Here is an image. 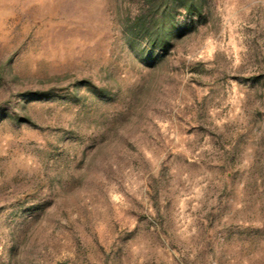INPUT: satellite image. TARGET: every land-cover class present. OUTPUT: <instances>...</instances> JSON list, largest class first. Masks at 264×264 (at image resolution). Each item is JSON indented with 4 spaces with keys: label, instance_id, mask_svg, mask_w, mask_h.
<instances>
[{
    "label": "rangeland",
    "instance_id": "rangeland-1",
    "mask_svg": "<svg viewBox=\"0 0 264 264\" xmlns=\"http://www.w3.org/2000/svg\"><path fill=\"white\" fill-rule=\"evenodd\" d=\"M189 1L0 0V264H264V0Z\"/></svg>",
    "mask_w": 264,
    "mask_h": 264
},
{
    "label": "trees",
    "instance_id": "trees-1",
    "mask_svg": "<svg viewBox=\"0 0 264 264\" xmlns=\"http://www.w3.org/2000/svg\"><path fill=\"white\" fill-rule=\"evenodd\" d=\"M202 5L195 6L189 0H157L154 7L160 13L159 17L148 22L146 16L138 19L136 30L140 31L148 41L150 47L155 50H168L171 40L177 30L176 9L184 7L189 12L202 13ZM50 91L39 92L33 99L49 98Z\"/></svg>",
    "mask_w": 264,
    "mask_h": 264
}]
</instances>
